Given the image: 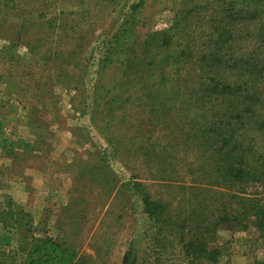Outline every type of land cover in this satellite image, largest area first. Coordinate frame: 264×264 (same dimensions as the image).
Returning <instances> with one entry per match:
<instances>
[{"label":"rangeland","instance_id":"rangeland-1","mask_svg":"<svg viewBox=\"0 0 264 264\" xmlns=\"http://www.w3.org/2000/svg\"><path fill=\"white\" fill-rule=\"evenodd\" d=\"M131 1H73L57 9L59 22L41 6L50 0H0V160L8 163L0 170V182L8 180L0 183V264H215L184 255L177 231L171 235L169 225L155 224L145 213L134 183L178 213L176 187L165 185L179 179L160 180V170L173 165L182 172L196 162L186 141L190 127L198 129L202 121L193 94L201 72L192 61L221 39L211 17L227 4L147 0L131 29L122 21ZM176 19L180 26L172 33ZM125 30L118 48L110 49L113 36ZM168 31L174 34L170 50L186 57L179 83L168 82L166 74L165 91L154 84L166 98L161 102L149 96L147 73L138 79L132 71L149 57L162 62L166 47L149 41ZM236 36L225 59L247 56L246 47L259 43ZM42 57L50 60L38 64ZM258 57L264 60L262 49ZM232 70L219 74L231 81ZM237 80L254 83L248 74ZM143 148L157 156L142 159ZM167 150L173 158L164 157ZM231 227L233 251L243 245L255 264H264L258 230ZM220 235L219 228L222 256Z\"/></svg>","mask_w":264,"mask_h":264},{"label":"trees","instance_id":"trees-1","mask_svg":"<svg viewBox=\"0 0 264 264\" xmlns=\"http://www.w3.org/2000/svg\"><path fill=\"white\" fill-rule=\"evenodd\" d=\"M50 1L51 5L46 2L41 3V6L49 7L50 13L58 16L59 7L80 0ZM146 1H131L125 11L122 21L131 23V29L140 22L141 16L138 14L142 12ZM225 4V8L217 11V16L211 17L213 29L218 30L221 39L207 55L198 58L196 63L195 59L192 61V68L201 72L193 94L194 103L199 110L198 118L202 121L198 123V129L194 124V127H190L186 141L188 150L195 154L196 162L182 172H178V168L173 165L164 166L163 171L160 170V180L179 179L177 185H172V182L165 185L167 188L176 187L175 199L181 205L178 213L174 214L163 202L154 201L141 182L134 183L136 191L143 195L145 213L155 224L164 228L169 225L171 235H176L174 231H177L184 255L211 263L218 262L221 257L216 238L218 229L224 224L240 230L255 227L259 238L264 241V60L261 61L258 57V51H264V0H225ZM66 18L68 16L63 15L61 20L66 22ZM58 21L60 22L59 16ZM179 26V19H176L172 31H169L175 33ZM128 31L120 32L121 34L117 32L115 38L113 36L115 40L109 43L110 49L114 45L118 48L123 34ZM169 31L160 36L156 33L149 41V45L156 43L158 48L166 47L162 62L149 57L147 65L142 66L144 63L140 62L133 66L132 71L137 74L138 79L147 73L149 96L153 99L157 95L161 102L166 98L159 89L161 86L154 84L164 85L165 91L167 86L162 77L166 74L168 82L179 83V66L186 57L185 52L175 54L170 50L174 34L170 35ZM237 33L246 38L257 37L259 43L254 41L251 49L246 47L247 56L225 59L229 48L239 41ZM83 38L85 37L81 39ZM108 50L109 47L103 56H107ZM146 56L148 57L147 54ZM105 57L99 62L102 60L105 64ZM45 58H39L38 64L41 60H50ZM155 60L158 63H154ZM146 66L149 67L148 70ZM232 69H237L234 79L229 81L221 78L219 73L233 72ZM241 74H248L254 83H239L237 79ZM187 77L191 78L189 73ZM147 149L138 150L142 159L149 154L155 155L145 151ZM166 156L173 158L174 153L168 155L167 150L164 157ZM143 162L147 164L146 160ZM170 172L172 176L178 174L177 179L165 178L164 174Z\"/></svg>","mask_w":264,"mask_h":264},{"label":"crops","instance_id":"crops-1","mask_svg":"<svg viewBox=\"0 0 264 264\" xmlns=\"http://www.w3.org/2000/svg\"><path fill=\"white\" fill-rule=\"evenodd\" d=\"M0 151L3 153V148H0ZM8 163L7 160L1 158L0 160V170H2L3 168H7ZM6 178V179H5ZM5 178L3 179L1 177V182L0 183H8L7 180V175L5 176ZM220 232H222V237H224L223 241H222V246L225 248H229L228 252L227 249L223 250L222 247V256L220 257V260L218 262H216L215 264H255V258L253 256H251L249 254V252L247 251V247H243L240 246L237 247V251L234 252L233 250L235 249V246L233 245V239L232 242H228L229 238H231L233 235H236V230L231 227V226H220ZM229 245V246H228ZM241 251H238L240 250ZM227 253V254H226Z\"/></svg>","mask_w":264,"mask_h":264}]
</instances>
